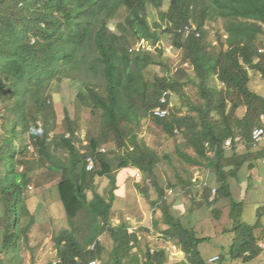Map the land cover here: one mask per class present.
<instances>
[{
	"label": "trees",
	"instance_id": "obj_1",
	"mask_svg": "<svg viewBox=\"0 0 264 264\" xmlns=\"http://www.w3.org/2000/svg\"><path fill=\"white\" fill-rule=\"evenodd\" d=\"M149 2L160 10L166 27L149 18ZM163 4L164 0H0V208L4 210L0 264H24L21 249L28 246L36 222L26 193L31 186L51 184L69 219V226L53 237L59 264L103 260V233L114 242L109 252L112 264H128L129 258L139 262L134 248L141 239L140 229L130 232L127 220L116 225L111 220L117 170L129 167L143 174V182L136 184L143 196L150 198L148 188L155 187L158 196L150 202L155 215L160 209L163 225L154 219L153 227L165 240L178 244L185 257L174 264H227L229 259L247 262L264 255L259 245L264 225L260 218L254 223L243 220L244 203L233 198L229 182L249 154L238 155L237 143L230 147L232 154L225 146L228 138L237 136L251 142L254 127L263 126L264 96L249 83L251 71L264 79V0H169L165 10ZM113 19L116 29L111 31ZM189 21L197 30L185 35L181 28ZM163 32L173 50L182 53L181 65L173 72L163 58L167 53L160 45ZM141 40L154 49L137 51ZM183 63L192 66L194 76ZM152 66L166 68L165 74ZM65 77L80 86L73 101L75 114L65 107L59 132L52 98ZM212 79L222 86L211 85ZM189 84L197 87L198 99L187 93ZM164 93L169 102L177 95L181 103H172L166 117L154 116L151 110ZM241 106L247 108L242 117L237 114ZM84 112L91 114L85 125ZM147 118L181 142L176 152L182 161L216 170L217 186L204 185L203 202L220 218L218 202L230 201L229 230L234 238L214 263L198 250L209 237L186 225L165 198L168 188L186 189L192 183L191 171L141 137ZM82 128L86 145L75 135ZM69 132L71 137L66 136ZM109 142L116 150L102 152L100 148ZM63 149L69 156L60 154ZM89 154L96 161L92 171L86 168ZM163 161L174 171L167 187L158 181L157 168ZM105 176L110 185L102 193L96 178ZM7 257L10 262L5 263ZM144 259V264H167L169 250L147 247Z\"/></svg>",
	"mask_w": 264,
	"mask_h": 264
},
{
	"label": "rangeland",
	"instance_id": "obj_2",
	"mask_svg": "<svg viewBox=\"0 0 264 264\" xmlns=\"http://www.w3.org/2000/svg\"><path fill=\"white\" fill-rule=\"evenodd\" d=\"M169 5V0H164V4L162 9L165 10ZM149 10V18L153 21L161 22L163 28L167 26L166 22H163L160 17V10L155 8L151 2L148 3ZM117 20L113 19L109 22V27L111 31L116 29ZM168 35L163 32L162 41L160 43L161 46L166 48L167 53L163 56V58L169 63V67L171 72L175 71V69L181 65L182 53L180 50H173L171 44L168 43ZM137 51L139 48H152L148 42L141 40L136 46ZM183 67L194 76L193 68L188 63H183ZM151 69L158 72L159 74H165L166 68L163 69L161 66H152ZM210 84L215 87H221L222 84L216 79H212ZM80 86L79 81L72 80L70 78H63L59 85L55 86L54 96L52 98V102L55 104L58 116H59V124L57 126V131H62V118L64 117L65 107H68L71 114H75V107L73 105L74 98L76 93L78 92V88ZM250 88L257 92L259 95L264 96V79L258 72L251 71V81L249 83ZM187 93L193 98L198 99L199 92L195 85L189 84L186 87ZM172 103L175 105H179L180 97L177 95H173L171 99ZM89 112H84L82 114L83 122L85 125L86 121H89L90 118ZM81 130L85 131V128ZM2 132V131H1ZM86 132V131H85ZM141 137L145 138L146 142L152 146L158 148L161 153H169L172 154L175 159V164H181V167H186L190 169V173L197 170L198 167L192 165L190 162L182 161L177 152L176 145H180V141L176 140L174 137H168L163 130L156 126L151 119H144L142 122V127L140 130ZM106 148V151L116 150V145L114 142H109L103 145ZM60 154L64 156H69L68 151L61 150ZM204 167V166H203ZM130 169H118L117 170V192L124 191V198L117 199L114 202L113 210H112V222L117 223L116 220L119 217L126 218L128 215L132 217L134 221H136L138 229H140V242L135 246L134 252L139 256V262L135 261L133 258L127 259L128 264H144V253L147 247L155 248V247H167L169 250V260L167 264H174L177 261L183 260L184 254L182 253L180 247L175 242L168 243L164 238H161L153 227L152 223V215L156 216L153 211L152 204L150 202L151 199L157 198V192L155 187L150 186L148 188L150 198L143 196L136 186L137 183L143 182V174L141 171ZM138 172V173H137ZM158 176L166 185L167 181L170 179L174 180V171L167 161H163L159 164L157 168ZM148 183V182H147ZM96 185L100 192L104 193L106 188L110 185V178L105 177H97ZM52 187V188H51ZM147 187V186H146ZM167 187V185H166ZM55 184H51L45 187H42L39 191H46L48 199L51 200L52 208L49 209V203L45 199L44 207L41 209V215H36L39 217L42 225L32 226L30 231V241L28 246L25 244L22 246L21 255L23 257L24 264H52L53 261L57 258V247L55 245V241L53 239L54 235L58 233L60 230L69 226V219L66 215L65 208L61 201H57V199L53 202L54 197H57V193L55 191ZM91 196L92 193L90 192ZM29 202L30 206L34 208L36 200L35 198H30ZM194 204V203H193ZM195 206V205H193ZM261 206H264V202L259 204H249L245 209V214L243 216V220L249 223H254L258 219V214ZM145 213H144V211ZM211 211V210H210ZM230 208H224L221 211L220 218H216L209 212V215L201 220L199 223L195 224L196 230L199 236H208L209 239L201 242L198 246V250L204 257H209L214 254H226L229 246L231 245L234 232L229 229L233 225V220L230 216ZM3 208H0V214H3ZM161 211L158 209L157 217L161 216ZM146 215V216H141ZM148 215V217H147ZM260 222L264 225V217L260 220ZM153 228H149V227ZM142 227H148V230H141ZM100 241L103 243L106 251L104 253V259L100 260L97 264H112L109 259V252L114 246V242L108 233H103L100 236ZM175 246V247H174ZM4 257V255H1ZM10 257H7L5 263L10 262ZM227 264H264V255L261 254L250 261L243 262L241 260H231L227 261Z\"/></svg>",
	"mask_w": 264,
	"mask_h": 264
},
{
	"label": "crops",
	"instance_id": "obj_3",
	"mask_svg": "<svg viewBox=\"0 0 264 264\" xmlns=\"http://www.w3.org/2000/svg\"><path fill=\"white\" fill-rule=\"evenodd\" d=\"M246 109H247L246 106H241L238 109L237 114L240 117H242L245 114ZM261 119L263 120V126H264V115L261 116ZM238 137L240 138V136H237L235 139L231 138L232 145L233 143H237V148L235 149V152L238 155L249 154V156L243 162L242 166L238 169L236 176L229 178V182L231 184L233 198L236 201H243L244 203L243 213H242V217H243L247 205L259 204L261 202H264V137L257 144H252L249 141H241V139H237ZM231 146L227 147V149H229L228 150L229 154H232L234 151L233 149L230 150ZM194 166L198 168L195 172L192 173L191 176L192 183L186 189L173 190L171 188H168L166 191L165 198L168 201V204H170L175 214L180 215L182 217L183 222L186 225L192 226L196 229L195 224L199 223L201 220H203L205 217L209 215V212H211L207 204L203 202L204 200L203 187L204 185H208L211 187L217 186V173L213 167H207L204 164L194 165ZM121 169L123 170L125 168H121ZM127 169H130V171H132V170H137L138 168L129 167ZM193 178H197V181H193ZM158 181L160 185L163 187H166V185H168L169 183V181H167L165 185L163 181L160 179V176H158ZM170 181L173 180L170 179ZM41 188L42 187L37 188L31 186L29 191H27L26 193V202L28 208L35 216L36 222L33 226H39V227L42 225V223L40 222L39 217L36 215H41L42 213L41 209L44 207L45 199L49 203V209L52 208L51 200L48 199L47 195H45L47 190L45 192L39 191L41 190ZM55 191L57 193L58 198L54 197L53 202L56 199L57 201L58 200L61 201L58 190L55 189ZM124 194H125L124 191L120 193L117 192L115 201L117 199L124 198ZM30 196L31 198H35L36 200L34 208L29 204V202L31 201V199H29ZM212 197L213 194L211 198ZM229 204L230 201L226 199L220 200L218 202V206L220 207L221 211L224 208L229 209L230 208ZM259 208L260 210H259L258 218H260L261 220L264 217V206H261ZM141 216H146V215H141ZM161 216L157 217L156 215L153 217L152 215V217H150L152 218V223L154 219H157L160 221V224L163 225V220ZM111 220H112V213H111ZM122 220H127L130 225L136 224V221H134L132 217H130V215H128L126 218H124L123 216L119 217L116 220L117 223H113V222L112 223L116 225L119 224ZM149 228H153V227L151 226ZM159 233L160 232H158L157 234ZM214 255H219V254H214Z\"/></svg>",
	"mask_w": 264,
	"mask_h": 264
},
{
	"label": "built area",
	"instance_id": "obj_4",
	"mask_svg": "<svg viewBox=\"0 0 264 264\" xmlns=\"http://www.w3.org/2000/svg\"><path fill=\"white\" fill-rule=\"evenodd\" d=\"M197 30V25L195 23H193V21H189L188 23H186L182 28L181 31L185 34V35H189L190 33H192L193 31ZM216 43V41H215ZM172 47V46H171ZM171 102L168 101L167 95L164 93L161 98H160V104H158L157 106H155L152 110L151 113L154 116H158V117H166L169 114V107L171 106ZM75 135L77 137V139L82 140L83 143L86 145L88 143V139H87V134L84 130H78L75 132ZM67 137H71L72 133H67L66 135ZM264 137V126H257L254 127V129L252 130L251 133V143L252 144H257L262 138ZM237 139H240L239 137ZM232 145V139L228 138L225 142V146L229 147ZM100 150L102 152L106 151V148L103 146L100 148ZM95 158L93 155L89 154L86 157V168L89 171H92L95 169ZM193 181H197V178H193ZM213 194L216 192V188L212 189ZM139 227H137L136 225H130L128 227L130 232L133 231H138ZM138 234H140V232L138 231ZM161 238H164V234L163 233H159L158 234ZM165 239V238H164ZM168 243H172L174 242L173 240H166ZM259 245L261 247H264V241H260ZM175 247V246H174ZM95 248V244L91 245V249ZM167 248V247H166ZM219 259V255H214L212 257L208 258V262L209 263H214ZM61 262L60 258H56L52 264H59ZM98 262H100L99 259L95 260V261H91L90 264H97Z\"/></svg>",
	"mask_w": 264,
	"mask_h": 264
}]
</instances>
